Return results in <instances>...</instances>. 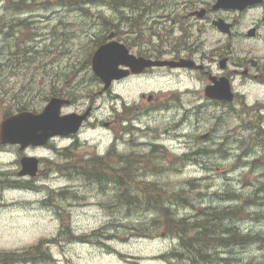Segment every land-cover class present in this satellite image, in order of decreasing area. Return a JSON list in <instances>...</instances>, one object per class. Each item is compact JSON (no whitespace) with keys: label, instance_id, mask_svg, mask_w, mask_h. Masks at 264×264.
<instances>
[{"label":"rangeland","instance_id":"374dc122","mask_svg":"<svg viewBox=\"0 0 264 264\" xmlns=\"http://www.w3.org/2000/svg\"><path fill=\"white\" fill-rule=\"evenodd\" d=\"M123 1L128 0H0V122L8 113L19 111L17 102H28L25 110L41 111L51 96L69 88L60 79L68 69V80H74L72 88L77 94L93 88L90 56L94 37L106 34L112 24H119ZM233 17L241 35L236 40L224 39L237 42L241 53L234 54L231 60L238 62L240 55L264 57V5ZM252 27L258 28L255 38L246 36ZM36 33L40 35L33 37ZM221 37L211 30L207 32L209 50ZM29 48L38 53H32L31 59L26 53L22 57L20 51L24 53ZM234 78L235 90L241 94L236 92L232 108H209L203 111L205 124L200 123L203 131L208 126L219 129L226 140L224 150L217 155L200 143L195 149L203 148L201 156L183 158L166 149L158 151L166 155L161 159H153V147L131 149L119 144L116 152L128 154L124 160H65L58 150L68 142L58 139L46 147H29L25 152L18 147L0 148V264H261L264 152L247 147L246 156L237 159L236 149L240 142L247 143L248 128L256 126V109L264 114V87L242 74ZM186 83L189 87L197 85L195 80ZM173 86V79H145L142 88L135 86L126 94L134 97L141 91L168 90ZM191 99L182 97L183 101ZM101 103L107 104L98 102ZM87 104L76 107L81 110ZM106 114L107 110L101 111L102 116ZM158 115L161 118L151 125L163 129L172 114ZM235 134L237 145L232 143ZM138 141L154 139L145 135ZM89 142L97 143L96 152L104 155V140ZM162 142L172 147L165 139ZM81 144V153L95 150L94 145ZM22 154L40 158L37 177L17 175ZM127 160H134L131 165L136 169L129 172L140 173L135 181L147 179L158 187L164 186L166 195L160 203L169 208V215L191 224L201 218L203 208L227 213L215 230L222 232L235 226L239 232L251 234L253 241L244 247L213 245L205 251V261H188L184 255L172 259L171 251L180 249L179 239L177 233L168 231L166 218L146 207L144 192L136 191L132 181L116 185L118 179L114 176L129 180V173L123 175L120 169V161ZM96 167L108 175L107 184L99 186L92 177L83 175L96 173ZM126 190L140 198L124 195ZM80 235L82 241L73 238Z\"/></svg>","mask_w":264,"mask_h":264},{"label":"flooded vegetation","instance_id":"af4514ba","mask_svg":"<svg viewBox=\"0 0 264 264\" xmlns=\"http://www.w3.org/2000/svg\"><path fill=\"white\" fill-rule=\"evenodd\" d=\"M215 4L216 0L124 1V12L118 18L119 24H112L111 29L107 27L108 32L96 35L93 41L94 49L107 42L122 45L129 55L120 66L125 73L122 78L112 79L106 88L99 78L91 74L94 87L81 95L72 88L75 85L74 80L66 83L71 90L62 93V98L68 101L62 109L63 115H82L87 112V116L77 133L57 137L60 141L68 142L59 148V155L65 160H92L99 156L124 160L128 158V154L116 152L119 144L131 149L153 147V159L164 158L166 155L158 151L166 149L183 158L201 156L203 148L195 149L199 143L210 148L214 155L224 150L227 142L220 136L219 129L212 126L205 127L204 131L200 129V123L205 124L203 111L209 108H232L241 94L234 86V76L237 74H242L246 79L264 87V57L242 58L240 55L238 62L231 60L241 50L237 42H226L224 38L236 40V36L241 35L236 31L237 21L233 17L241 15V12L215 9ZM226 14L232 17L227 18ZM219 19L231 24L228 34L218 30L215 21ZM255 29L256 37L258 28ZM209 30L222 36L211 50L207 46ZM131 59L163 63H152L145 67L137 63L132 66L129 64ZM221 77H227L231 85L233 84L232 102L210 98L206 93V87L219 81ZM145 79H173L174 86L168 90L158 89L147 93L141 91L134 97L126 94L135 86L142 88ZM187 80H195L197 85L189 87ZM189 96L192 97L191 100H182V97ZM86 101L88 104L84 109L76 107L83 106ZM99 101H106L107 104H98ZM103 110H107V114L102 116ZM160 112L171 113L172 117L165 128H153L151 123L161 118L158 115ZM256 112L258 119L252 135L255 147L264 149L259 140L264 133V114L257 109ZM145 135L150 138L152 136L154 141L139 142L138 138ZM164 139L172 145L171 148L162 142ZM235 139L236 134L232 143L237 145L238 141ZM90 140L105 141L107 145L103 156L96 152L97 143L91 144ZM81 143L94 145L95 150L81 153L79 149L84 147ZM240 143L236 149L239 151L237 159L241 158V151H246L241 146L242 142ZM179 148L181 149L177 150Z\"/></svg>","mask_w":264,"mask_h":264},{"label":"water","instance_id":"95a60500","mask_svg":"<svg viewBox=\"0 0 264 264\" xmlns=\"http://www.w3.org/2000/svg\"><path fill=\"white\" fill-rule=\"evenodd\" d=\"M263 2L264 0H216L215 9L224 8L242 11ZM215 25H217L219 30L229 32L230 24L224 20L215 21ZM254 34L255 28H251L247 32L248 36H253ZM124 55V49L113 43L101 45L94 52L91 59V67L93 72L105 84V88L109 85L112 78H120L123 75V70L118 69V66L124 63ZM137 63L145 66L154 62L146 60L140 62L138 60ZM206 93L209 97L216 99L231 101L233 98L229 81L226 78H220L219 81L208 86ZM64 102L65 100L53 96L40 112L24 110L6 116L0 122V144L19 145V149L23 150L30 145H44L54 136L76 132L86 114L60 115ZM20 163L21 169L18 172L20 176L36 175L39 163L37 157L22 156Z\"/></svg>","mask_w":264,"mask_h":264},{"label":"trees","instance_id":"16d2710c","mask_svg":"<svg viewBox=\"0 0 264 264\" xmlns=\"http://www.w3.org/2000/svg\"><path fill=\"white\" fill-rule=\"evenodd\" d=\"M113 2V1H112ZM14 5V4H13ZM40 34L36 33L33 35V37H36ZM38 49V48H35ZM21 50V49H20ZM28 54L29 58L31 59L32 53L36 54L38 51L29 48L26 50V52L20 51V55L24 57V55ZM27 59V58H26ZM29 61V60H28ZM73 66V65H72ZM77 68V67H76ZM71 75V72L66 70L62 76L63 81H68L69 76ZM60 95V92H59ZM3 104H6L5 101L2 102ZM16 103V101H15ZM29 103L27 104L17 102L15 104V107L17 110H25L28 108ZM9 114V113H8ZM248 146H252L253 142L251 139V136H248L246 138ZM132 161H120V163L123 164V166H120L123 170V175H127L128 179L127 181L123 180V177H116L118 180H116L118 183L116 185H126L128 181H132L135 185V190H142L144 192V199L146 200L144 203L146 204V207L154 209V211L161 212L162 216L166 218V222L168 226L170 227V230H168L171 233H177L178 239H179V247L180 249L175 248L171 251V258L178 257L183 258L182 255H184L188 261H205L208 257L205 254V251L210 249L213 245H225L226 248L232 247V246H247L250 244L254 237L251 234H244L239 232V230L235 226H230L226 229H224L222 232L221 230L216 231L215 228L217 226V223H220L226 219V215L220 213L219 211L210 210V208H203V212L201 213V218L194 223L191 224H185L183 220H178L174 218L171 214L169 215V208H165L162 203H160L161 200L166 195V192L164 191V186L158 187L156 184H154L152 181H149L145 179L144 181H135L138 175L140 173L138 172V175L130 173L129 170L136 171L135 167H133L131 164ZM97 172L96 173H87L83 174L86 177H92V179L100 186L104 183H108V175L106 173L100 172V167H96ZM79 174V173H78ZM128 193V190L124 191V195ZM128 196H135L136 198H140L137 194L128 193L126 194ZM148 205H151L149 207ZM207 212V213H206ZM191 234V235H187ZM224 235V236H221ZM78 240H82L83 236L80 235L78 237H73ZM36 249H38V245L36 246ZM186 253V254H184ZM45 257L50 258V255L45 253ZM261 264H264V260Z\"/></svg>","mask_w":264,"mask_h":264},{"label":"bare ground","instance_id":"6f19581e","mask_svg":"<svg viewBox=\"0 0 264 264\" xmlns=\"http://www.w3.org/2000/svg\"><path fill=\"white\" fill-rule=\"evenodd\" d=\"M123 2H124V1H123ZM123 2H122V3H123ZM113 3H114V2H113ZM114 4H115V3H114ZM120 5H121V4H120ZM114 7H115V5H114ZM248 129H249V131H250V134H249L248 136H251V139H252L253 144H252V146H248L247 144H246V145H247V147H249V148L251 147L253 150H255L256 148H259V147H255V144H254L255 141H254V137H253V135H252V134H253V128H250V127H249ZM248 136H247V137H248ZM259 140H260V142L262 143V146L264 147V133H263L262 136L259 138ZM260 150H261L262 152H264V149H260Z\"/></svg>","mask_w":264,"mask_h":264}]
</instances>
